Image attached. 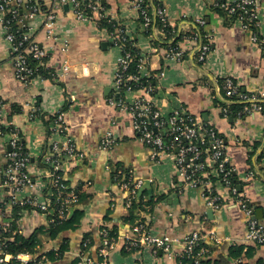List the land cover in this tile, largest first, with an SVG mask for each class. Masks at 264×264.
Listing matches in <instances>:
<instances>
[{
    "label": "crops",
    "instance_id": "1",
    "mask_svg": "<svg viewBox=\"0 0 264 264\" xmlns=\"http://www.w3.org/2000/svg\"><path fill=\"white\" fill-rule=\"evenodd\" d=\"M38 1L45 10H54L56 36L68 41V50L64 54L60 50L61 40L55 42L46 37L42 28L43 13L36 15L28 24L35 42L47 52L45 63L51 73L46 77L37 75L25 86L14 76L8 46L0 31V99L4 102V124L15 125L20 130L24 149L30 157L27 172L36 183L42 176L40 159L52 139L51 135L48 137L47 119L58 109L66 110L68 133L87 154L85 160H71L61 166L68 184L81 192L82 200L77 208L83 211V217L75 231H66L55 239L42 236L41 250L58 248L63 241L68 244L61 258L46 264H74V254L85 237L91 240L89 253L94 256L100 245L98 232L102 225L114 227L118 238L108 264H180L182 240L195 231L210 239L207 241L212 247L207 257L209 264H217L219 257H225L229 264H237V260L229 258L228 249L253 246L245 241L247 217L244 213L227 202L221 210L208 214L210 208L201 191L183 184L173 159L163 154L152 161L149 149L134 134L130 116L107 103L120 55L117 47L110 44L108 31L94 21L76 20L71 8L55 6L56 0ZM98 1L104 5L106 15L125 26L140 53L149 55L142 71L156 80V92L147 97L148 101L161 113L185 108L223 136L228 165L236 176L238 189L254 209L255 219L264 227V113L231 121L223 118L214 84L218 78L228 76L246 93L264 88V61L261 50L251 41V30L213 11L208 0H149L161 7L168 21L181 31L193 29L197 19L205 21L203 30L211 45L206 61L200 64L196 60L194 44L189 40L178 44L183 59L173 61L164 58L163 47L152 43V36L162 40L160 31L155 30L152 36L144 34L134 0ZM256 3L260 14L259 32L264 35V0ZM64 58L68 59L71 70L60 77ZM26 103L36 110L33 120L27 117V107L24 112L18 111ZM106 131H112L117 138L109 153L97 150V143ZM7 150L8 144L1 138L0 169ZM109 156L114 167L126 171L133 181H141L137 198L142 202L151 200L153 207L140 215L150 218L154 234L175 240L170 258L163 253L153 254L149 248L123 253V240L130 228L122 222L127 214L125 194L119 191L105 168ZM248 170L253 172L251 180L244 179ZM208 174L215 191L227 197L213 171ZM4 195L0 190V199ZM17 223L24 236L47 225L45 216L24 212L18 216ZM253 247L255 254L248 262L264 264V246Z\"/></svg>",
    "mask_w": 264,
    "mask_h": 264
},
{
    "label": "built area",
    "instance_id": "2",
    "mask_svg": "<svg viewBox=\"0 0 264 264\" xmlns=\"http://www.w3.org/2000/svg\"><path fill=\"white\" fill-rule=\"evenodd\" d=\"M217 5L216 0H208ZM67 5L78 21H91L100 24L105 20L107 25L116 27L108 32L113 47H117L120 55L114 70L112 92L107 98L109 105L117 107L127 113L131 118V125L136 138L149 149L150 159L157 161L161 155L166 154L173 159L179 179L185 186L199 189L206 205L211 210H221L227 202L235 204L247 217L245 241L253 246H264V227L254 217V209L238 189L237 183L231 184L228 176L233 169L229 167L226 157V143L223 136L213 127L203 123L185 108L172 109L169 113H161L147 99L156 90V86L147 83V79L153 78L142 69L149 55L141 54L139 58L138 73L129 74L127 66L132 60L129 53H122L120 40L127 35L125 26L106 15L102 4L98 0H56L55 6ZM134 6L138 10L139 22L143 29L148 27L156 17L171 27L165 16L164 10L159 6L145 3V0H134ZM229 14L239 12L236 22L244 29L251 30V41L256 44L262 53L264 61V35L260 34V14L256 0L226 1L221 5ZM43 13V30L46 37L58 42L56 36V15L54 10H45L38 0H0V31L8 46V56L13 66L15 78L28 86L39 67L48 70L45 59L47 52L32 37L29 21L36 15ZM203 27L205 21H195ZM255 29V32H253ZM179 31H181L178 28ZM157 31V30H156ZM161 32V30H159ZM155 33V31H154ZM162 33V32H161ZM130 37V36H129ZM203 40V38H205ZM185 40L194 44L193 54L196 60L203 64L210 52V42L206 36L195 33L193 37ZM60 42V41H59ZM60 50L65 54L68 50V41L61 40ZM164 58L180 61L183 52L177 47L164 48ZM37 65L33 66L32 62ZM60 77L71 70L67 58L62 60ZM161 75V73L159 74ZM221 79V83H219ZM216 96L219 100L220 113L225 119L229 118V105L241 104L236 112V119H241L252 113H264V88L259 92L243 94L239 92L238 85L233 78L220 77L214 82ZM141 92L142 95H136ZM235 97V98H232ZM24 107L29 120H33L36 110L30 103L21 105L19 112H24ZM4 102L0 99V139H5L9 149L5 152V161L0 169V190L5 194L0 199V264H46L48 261L44 255L57 248L41 250L38 247L37 255L28 253L12 254L9 251L14 235L22 234L18 226V217H14L15 208H20V213H36L45 216L47 225L67 219L71 210L79 205V191L69 185L61 172V166L67 161L85 160L87 154L79 149L68 133L66 110L58 109L49 120V138L46 151L40 159L42 176L38 183L34 182L27 172L30 157L23 152L20 130L12 124H4ZM117 138L112 131H106L97 143V150L109 153L116 145ZM119 191L125 194L124 206L128 208L131 202L137 201V190L141 181H133L128 177L127 181L117 180L122 173L111 164V157L105 166ZM208 171H213L221 187L226 190L227 197H222L215 191L209 181ZM245 180L253 179V172L245 173ZM28 190V192H27ZM150 218L143 217L130 229V233L123 240L122 249L126 252L151 249L153 254L163 253L171 257V245L175 240L169 237H161L154 234ZM100 245L96 253L91 255L89 247L91 240L85 237L80 249L74 254L76 264H108L111 251L117 246L116 237H111L107 227L101 226L99 232ZM209 239L200 232H193L182 240V258L191 260L192 264H201V258L208 253V248L203 244Z\"/></svg>",
    "mask_w": 264,
    "mask_h": 264
},
{
    "label": "trees",
    "instance_id": "3",
    "mask_svg": "<svg viewBox=\"0 0 264 264\" xmlns=\"http://www.w3.org/2000/svg\"><path fill=\"white\" fill-rule=\"evenodd\" d=\"M228 0H216L217 5H214L213 3H209V7L217 12L218 14L222 15L223 17L229 19L232 22H236L237 17L239 15V12H236L234 14H229L225 9L221 8V5L225 4V2ZM145 3L152 4L149 0H145ZM153 6H158L157 4H152ZM104 8V5H101ZM44 9V7L42 6ZM194 23V28L189 31H179L177 27H171L169 24H165L162 21H160L159 18H154L151 22V24L144 29V34L146 36H152L155 30H161L162 32V40L157 39L152 36V43L154 46L160 45L163 48L167 47H177L180 42L185 40L186 37H193L195 33H200L202 36H206L203 27L199 26L196 22ZM99 27L105 28L108 32H112L113 29L116 27H112L111 25H107L105 20H102L100 24H98ZM253 32H255V29H253ZM203 38V40H205ZM161 41V43H159ZM120 46L122 49V53H129L132 57V60L127 66L126 72L129 74H137L138 73V65H139V58H140V50L136 47V41L132 37H125L124 39L120 40ZM159 43V44H158ZM113 45V43H110ZM264 45V44H263ZM211 46V45H210ZM32 62V61H31ZM33 66H36V62H32ZM51 73V70H43L41 67H39L38 72L33 76H49ZM147 83L150 85H155L156 80L154 78H149L146 80ZM219 83H221V79L218 80ZM239 92L243 94H249L245 91H242L240 87L238 86ZM156 91H154L152 94H155ZM235 98V97H232ZM219 103V100H218ZM264 105V104H263ZM241 107V104L238 103H232L229 105V119L236 120V112ZM51 119V116L48 117V121ZM49 133V132H48ZM22 146L24 149V144L22 142ZM24 153H26L25 149L23 150ZM40 163V162H39ZM114 167V166H113ZM118 169L117 167H114ZM122 173L117 176V180L120 181H127L128 180V173L121 169ZM62 172V171H61ZM63 173V172H62ZM115 172H112L110 174L111 177H114ZM229 181L231 184L237 183L236 176L233 172L230 173L228 176ZM217 178V180H219ZM68 183V182H67ZM79 191V190H78ZM163 196H161L162 198ZM80 200H82L81 192L79 191V203ZM152 201L142 202L141 198H137V201L131 202L127 210V214L122 218V222L124 224H127L129 228L131 229L134 225L138 223L139 220H141L142 216L140 215L141 212L145 211L150 212L152 209ZM20 208H15L14 211V217H18V212H20ZM83 217V211L77 207H74L67 219L63 221H59L53 224H48L46 226H43L39 228L37 231L32 233L29 236H24L22 234L20 235H14L13 240L11 242V246L9 248V251L12 254H18V253H28L32 256L37 255L38 253V247L42 244V236H45L47 239H55L58 237L61 233H64L66 231H75L78 229V227L81 224V219ZM108 231L111 235V237H117L115 228H108ZM203 244L209 249L208 253L204 255L203 258H201L200 262L201 264H209V260L207 259L208 254L212 251V247L208 244V242H203ZM58 250L55 251H48L44 255L46 256V259L48 262H55L57 259L61 258L64 252L68 249V244L66 241H63L60 246L57 248ZM123 253L129 254L132 252H126L123 250ZM255 254V248L253 246H231L228 249V255L229 258L237 260V264H250L248 260H250ZM242 258H245L246 261H241ZM74 264H76V260L73 261ZM181 264H192L191 260L186 258L185 256L182 258ZM217 264H229L225 257H219L217 260ZM258 264H261L258 262Z\"/></svg>",
    "mask_w": 264,
    "mask_h": 264
},
{
    "label": "water",
    "instance_id": "4",
    "mask_svg": "<svg viewBox=\"0 0 264 264\" xmlns=\"http://www.w3.org/2000/svg\"><path fill=\"white\" fill-rule=\"evenodd\" d=\"M229 121H231V119H229ZM8 149H9V147H8ZM209 213H212V210L210 209L209 211H208V214ZM257 213V212H256ZM255 218H256V215L254 216Z\"/></svg>",
    "mask_w": 264,
    "mask_h": 264
}]
</instances>
